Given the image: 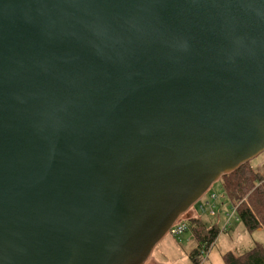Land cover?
Instances as JSON below:
<instances>
[{
	"label": "water",
	"instance_id": "95a60500",
	"mask_svg": "<svg viewBox=\"0 0 264 264\" xmlns=\"http://www.w3.org/2000/svg\"><path fill=\"white\" fill-rule=\"evenodd\" d=\"M264 153V0H0V264H145Z\"/></svg>",
	"mask_w": 264,
	"mask_h": 264
},
{
	"label": "rangeland",
	"instance_id": "374dc122",
	"mask_svg": "<svg viewBox=\"0 0 264 264\" xmlns=\"http://www.w3.org/2000/svg\"><path fill=\"white\" fill-rule=\"evenodd\" d=\"M250 166L258 173L264 172V153L251 161ZM192 217L201 219L209 228H217L220 235L201 264H225L223 254L228 251L244 253L256 245L264 248V227L249 232L237 219L235 209L224 195L218 183L196 203L181 220ZM197 244L191 232L178 237L168 234L154 249L148 264H194L190 259Z\"/></svg>",
	"mask_w": 264,
	"mask_h": 264
},
{
	"label": "trees",
	"instance_id": "16d2710c",
	"mask_svg": "<svg viewBox=\"0 0 264 264\" xmlns=\"http://www.w3.org/2000/svg\"><path fill=\"white\" fill-rule=\"evenodd\" d=\"M218 184L235 209L237 219L249 232L264 227V172H256L248 163L222 177ZM184 220L187 231L191 232L197 244L190 259L194 264H201V258L215 245L220 230L209 228L198 218L188 217ZM222 258L225 264H264V248L256 245L244 253L228 251Z\"/></svg>",
	"mask_w": 264,
	"mask_h": 264
},
{
	"label": "built area",
	"instance_id": "2783aa9c",
	"mask_svg": "<svg viewBox=\"0 0 264 264\" xmlns=\"http://www.w3.org/2000/svg\"><path fill=\"white\" fill-rule=\"evenodd\" d=\"M185 231H187V227L183 220L180 219L174 224V226H172L168 234L172 235L173 237H178Z\"/></svg>",
	"mask_w": 264,
	"mask_h": 264
},
{
	"label": "flooded vegetation",
	"instance_id": "af4514ba",
	"mask_svg": "<svg viewBox=\"0 0 264 264\" xmlns=\"http://www.w3.org/2000/svg\"><path fill=\"white\" fill-rule=\"evenodd\" d=\"M149 259H150V258H149ZM149 259H148V260H149ZM145 264H148V261H147Z\"/></svg>",
	"mask_w": 264,
	"mask_h": 264
},
{
	"label": "bare ground",
	"instance_id": "6f19581e",
	"mask_svg": "<svg viewBox=\"0 0 264 264\" xmlns=\"http://www.w3.org/2000/svg\"><path fill=\"white\" fill-rule=\"evenodd\" d=\"M187 213H188V212H187ZM187 213H186V214H187ZM186 214H185V215H186Z\"/></svg>",
	"mask_w": 264,
	"mask_h": 264
}]
</instances>
